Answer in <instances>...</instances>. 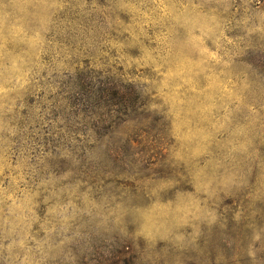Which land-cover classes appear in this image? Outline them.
<instances>
[{"label": "rangeland", "instance_id": "obj_1", "mask_svg": "<svg viewBox=\"0 0 264 264\" xmlns=\"http://www.w3.org/2000/svg\"><path fill=\"white\" fill-rule=\"evenodd\" d=\"M0 264H264V0H0Z\"/></svg>", "mask_w": 264, "mask_h": 264}]
</instances>
